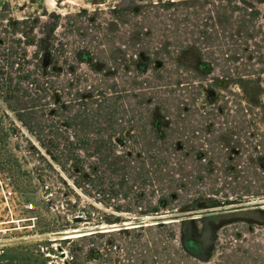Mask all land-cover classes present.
I'll return each instance as SVG.
<instances>
[{
  "label": "trees",
  "instance_id": "trees-1",
  "mask_svg": "<svg viewBox=\"0 0 264 264\" xmlns=\"http://www.w3.org/2000/svg\"><path fill=\"white\" fill-rule=\"evenodd\" d=\"M197 2L217 7L209 0ZM185 7L182 2L112 6L111 19L101 23L97 17L78 13L97 32L92 34L91 42L67 54L72 41L52 34L42 45L47 67L24 69L16 61L15 77H8L14 83L8 85L5 94L14 101L25 102L33 90L52 100L46 109V135L47 148L55 150H49L54 160L81 163L90 157L101 162L75 166L80 179L75 185L97 193L101 204L112 194L127 201L117 208L128 213L135 209V213L159 214L176 206L186 207L187 202L222 203L216 197L219 193L226 196L222 186L229 191L242 189L244 193H238L235 199L264 195V100L260 99L264 89L257 86L258 99L243 87L240 94L232 92L240 102H234L235 109L227 112L222 104L226 98L222 87L228 77L217 74L209 78L214 62L198 57L203 54L194 46L168 41L187 35L188 24L203 38L199 23L181 19L187 15ZM200 13L198 7L193 15ZM54 30L47 28L50 34ZM242 45L243 52L237 56L245 61L254 58V53L245 49V42ZM189 50L197 59L189 56ZM18 54L15 57L20 59ZM62 57L66 66L58 65ZM169 61L187 64L183 65L185 69H171ZM77 64H85L88 71ZM247 74L242 76H251ZM245 77L241 81L254 82ZM15 79L25 80L26 84ZM226 115L227 122L219 121ZM217 162L244 165L229 164L226 179L218 186L219 177L211 168V163ZM186 163L202 172L189 174L187 180ZM85 207V215L74 217L75 222L84 218L94 224L111 223V217L92 203ZM154 225L115 230L119 235H132L133 239H125L122 244L131 258L138 257V264L171 261L166 251L173 232L165 225L151 227ZM155 228L161 232L149 238L146 231ZM110 232L92 231L78 236L83 244L71 255L69 264H80L82 253L88 257L106 255ZM157 245L153 254L150 247ZM228 245L225 241L221 247L226 249ZM254 254L252 262L246 264H264V254ZM228 257L224 255L222 264H230Z\"/></svg>",
  "mask_w": 264,
  "mask_h": 264
},
{
  "label": "rangeland",
  "instance_id": "rangeland-1",
  "mask_svg": "<svg viewBox=\"0 0 264 264\" xmlns=\"http://www.w3.org/2000/svg\"><path fill=\"white\" fill-rule=\"evenodd\" d=\"M197 1L199 0H0V180L10 177L15 191L14 202L9 200L11 207H8L0 188V228H9V234H5L0 241L4 244L0 264H69L71 255L77 252L76 249L83 242L78 238L81 235L65 237L66 234H88L106 229L111 231L107 237V254L88 257L82 253L79 263L138 264V257L131 258L122 244L125 239H133L132 235H119L115 231L117 229L111 227L118 226L120 229L154 224L157 225L151 227L165 225L173 232L167 240L169 248L166 251L171 261L168 263L166 257V263L158 260V264H222L225 254H229L227 260L230 264H246L252 262L254 253L259 251L261 255L264 254V224L261 223L264 219V195H244L241 199H235V195L244 193L242 189L229 191L222 186L226 196L219 193L216 197L227 201L225 203H205L200 200L204 207H198L197 203L200 201L187 202L186 207L176 206L168 213L159 214L135 213V209L134 213H128L124 208H117L118 204L124 206L127 201L122 196L117 199L112 194L101 204L97 193L88 187L84 190L75 185V181L80 180L75 166L84 163L83 167H86L88 163L101 162L90 157L81 163L72 159L54 160L49 154V150L55 152L54 149L47 148L49 145L46 135V109L52 100H48L44 93L37 90H33L31 97L26 98L25 102H16L5 94L8 85L14 83L8 77H15L16 61L24 69L47 67L42 45L44 39L51 38L52 34L63 41H72L67 54L83 48V43L91 42L92 34L96 35L97 32L84 15H77L78 13L97 17L101 23L111 19L112 6L131 8L182 2L187 5V15L181 19L187 18V22L199 23V28L203 29V38H200L195 27L187 23V35L168 41L175 45L194 46L203 54L197 55L198 57L214 62L212 73L207 76L210 78L218 74L228 77L222 87L223 96L226 97L222 104L227 112L235 109L233 103L240 100L233 97L232 92L240 94L243 87L253 97H257L260 89L257 86L264 89V0H209L217 7ZM198 7L202 13L194 16ZM157 10L167 14L161 9ZM216 22L218 26L215 25ZM48 27H53L54 32H47ZM84 35L87 37H82ZM242 42H245L247 51L254 53V58L245 61L237 56V53L243 52ZM16 54L20 59L15 57ZM188 54L192 55L191 50ZM176 63L177 61H169L167 66L178 69L187 64ZM58 65L66 66L63 57ZM77 66L88 71L85 64ZM244 73L251 76H242ZM244 77L254 82L241 81ZM15 81L21 85L26 84L25 80ZM260 96L264 100V92H260ZM177 97L182 100V97ZM228 119L226 115L219 121L227 122ZM262 125H259L260 128ZM211 164L212 171L219 177L218 186L226 179L225 172L228 171L226 168H229V164L235 167L238 164L244 165L219 162ZM186 165L184 169L187 171V180L190 178L189 174L202 172V169L191 163ZM175 175L181 177L179 174ZM31 201L35 208L26 211L23 204ZM89 203L109 215L111 223L94 224L84 221V218L75 222L74 217L85 215V206ZM158 228L146 231L148 237L160 233ZM225 241L229 242L226 249L221 247ZM158 248V245L150 247L153 254H156ZM61 252H65V256H61Z\"/></svg>",
  "mask_w": 264,
  "mask_h": 264
},
{
  "label": "built area",
  "instance_id": "built-area-1",
  "mask_svg": "<svg viewBox=\"0 0 264 264\" xmlns=\"http://www.w3.org/2000/svg\"><path fill=\"white\" fill-rule=\"evenodd\" d=\"M0 188H1L2 196L4 197L7 206L11 207L9 200L14 202L15 191L13 190L10 177H5L0 180ZM23 207L26 211H32L35 208V204L34 202L31 201V202L24 203ZM8 230H9L8 227L0 228V241L4 237V235L8 233ZM3 247H4V244L0 243V254L4 251Z\"/></svg>",
  "mask_w": 264,
  "mask_h": 264
},
{
  "label": "water",
  "instance_id": "water-1",
  "mask_svg": "<svg viewBox=\"0 0 264 264\" xmlns=\"http://www.w3.org/2000/svg\"><path fill=\"white\" fill-rule=\"evenodd\" d=\"M197 205H198V207H204V203H203L202 201L198 202ZM117 227H118V226L111 227V228H116V229H118ZM105 231H110V230H109V229H106ZM60 255H61V256H65V253H64V252H61Z\"/></svg>",
  "mask_w": 264,
  "mask_h": 264
},
{
  "label": "bare ground",
  "instance_id": "bare-ground-1",
  "mask_svg": "<svg viewBox=\"0 0 264 264\" xmlns=\"http://www.w3.org/2000/svg\"><path fill=\"white\" fill-rule=\"evenodd\" d=\"M85 233H78V232H75V233H69V234H66L65 237H74V236H78V235H84ZM87 234V233H86ZM65 253V252H64Z\"/></svg>",
  "mask_w": 264,
  "mask_h": 264
}]
</instances>
